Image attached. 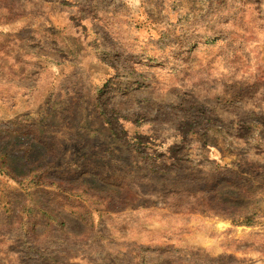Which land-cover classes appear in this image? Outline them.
I'll use <instances>...</instances> for the list:
<instances>
[{
  "label": "rangeland",
  "instance_id": "obj_1",
  "mask_svg": "<svg viewBox=\"0 0 264 264\" xmlns=\"http://www.w3.org/2000/svg\"><path fill=\"white\" fill-rule=\"evenodd\" d=\"M0 264H264V0H0Z\"/></svg>",
  "mask_w": 264,
  "mask_h": 264
},
{
  "label": "trees",
  "instance_id": "obj_2",
  "mask_svg": "<svg viewBox=\"0 0 264 264\" xmlns=\"http://www.w3.org/2000/svg\"><path fill=\"white\" fill-rule=\"evenodd\" d=\"M244 218H246V217H244ZM246 219H248V218H246ZM246 219H245V220H246ZM234 221H237V222H238V219H234Z\"/></svg>",
  "mask_w": 264,
  "mask_h": 264
}]
</instances>
